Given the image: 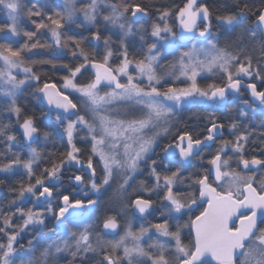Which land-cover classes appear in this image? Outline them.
<instances>
[{
    "label": "snow or ice",
    "instance_id": "snow-or-ice-1",
    "mask_svg": "<svg viewBox=\"0 0 264 264\" xmlns=\"http://www.w3.org/2000/svg\"><path fill=\"white\" fill-rule=\"evenodd\" d=\"M77 2L64 0L63 12L53 13L46 12L47 5L41 6L40 0H0V10L6 11L9 21L0 25V41L21 35L26 38L18 47L16 41L0 42V94L8 99L2 110L15 115L25 140L29 145L34 143L40 135L35 117L24 115L17 103L18 94L34 82V95L46 100L48 119L53 110L57 111L54 122L62 129L61 139L66 137L67 144L66 151L59 153L29 147L28 158L23 159L20 152L14 151L18 141L10 134L11 124L0 122V137L4 138L0 173L17 175L22 168L27 178L10 187L13 198L7 210L0 206V235L5 237V242H0V264H59L65 254L71 257V264H264V89L258 90L256 83L242 84L244 79L264 84V0L258 7L237 3L235 12L215 16L233 30L242 19L254 18L253 27L259 30L245 28L225 46H220L218 38L209 39L214 14L205 4L197 6V0H187L175 11L179 31L167 22L173 15L169 8L157 9V18L148 31L137 27L140 18L149 16V9L139 3L88 0L77 8ZM81 16L79 26L103 25L104 30L118 37V47L114 50L107 36L103 37V50L97 43L95 50L88 51L82 39L65 35V30ZM25 20L34 30L22 29ZM42 30L51 33V44L40 42ZM137 33L146 48L130 58L129 38ZM91 39H102L100 27L92 32ZM44 48H54L60 55L70 54L80 61L59 68L52 61L42 62L52 64L53 70L67 72L61 77L63 89L80 94L90 118L87 113L79 114L77 103L55 83L42 82L26 63L27 56ZM169 55L175 60L161 64ZM89 69L94 78L78 83V74ZM216 72L224 77L222 83L213 81L200 86L198 77ZM20 73L23 78L18 79ZM123 77L126 82H121ZM181 77L184 86L169 83ZM102 87L111 90L101 94ZM242 87L250 91L251 103L243 101L237 117L227 126L229 138L221 139L215 151L207 154L204 166L203 149L216 144L225 130L216 112L222 110L230 92L239 93ZM129 104L141 109L139 118H120L127 115L121 113L120 106ZM193 107L212 109L207 113V134L179 131L163 146V158L148 164L152 185L141 181L133 188L140 165L153 152L158 138L171 132V118ZM72 116L75 119L69 118ZM81 130L87 133L81 142L90 144L86 161L76 143ZM149 132L152 134L147 135ZM43 137L48 141L51 134L44 132ZM254 138L260 143L249 154L248 146L257 143ZM94 157L100 165L99 175ZM194 160L201 164L200 170L185 175ZM42 163L44 167L37 173ZM177 163L181 166L177 167ZM233 163L236 167H232ZM70 166L77 172L87 171L88 179L79 174L68 177L69 185L75 184L77 191L69 193L65 188L61 192L57 185L63 186L64 170ZM2 184L4 180H0ZM109 189H113L123 208H133L141 215L155 210L156 201L150 197L156 195L165 208L160 215L166 218L147 227L141 225L136 231L129 224L118 240L104 239L101 233L108 235L106 230L119 226L116 215H105L100 232L95 231L99 219L96 210ZM54 198L59 200L56 207ZM26 202L32 206H19ZM201 207L194 217L189 215L180 222L179 217ZM16 218L22 224H16ZM49 218L55 220L52 228L47 225ZM186 228L194 233L189 243L182 239ZM30 229H39L40 234L26 247L20 245L22 234ZM152 230L164 239L145 245L143 241Z\"/></svg>",
    "mask_w": 264,
    "mask_h": 264
},
{
    "label": "trees",
    "instance_id": "trees-1",
    "mask_svg": "<svg viewBox=\"0 0 264 264\" xmlns=\"http://www.w3.org/2000/svg\"><path fill=\"white\" fill-rule=\"evenodd\" d=\"M55 1L56 0H50V3L46 4L43 0H40V5L41 6L47 5V7L44 9L46 12H53V13L56 11L63 12L64 4L63 3L59 4ZM87 1L88 0L78 1V3H77V4H79L78 8L83 7V4H85ZM186 1L187 0H130L131 3H139L143 6H146L149 9L148 19L147 20H141L137 24V27H141V28L148 30V31H150L151 24L157 18V15H158L157 9H160V10H163L164 8L172 9L173 15L170 17V21L174 25L175 17H176L175 11L179 7H182ZM112 2H114V0H112ZM30 3H36V0H30ZM237 3H239L240 6H242L243 3H247L250 7H258L261 5V0H207V2H206L207 6L210 7L211 11L214 14L213 18H214L215 29H214V34L212 36V39L218 38L220 46H225V44L228 43L233 36L238 35L245 28H252L254 31L259 32L258 30L254 29L252 26L254 18L242 19L240 24L238 26H236V28L234 30L229 26H226V25H220L219 26V24H217L215 16L227 14L229 11L235 12L237 10L235 7V5ZM2 17H3L2 10H0V24L5 22V20H3ZM26 22L27 23L25 24V26H22V29H26V30H30V31L34 30V27L31 25L30 21H26ZM75 23H76V25L79 26L81 23V20H78ZM96 27H100V29H101L102 39L99 42H96L95 40L91 39L92 32L96 31ZM96 27L87 26V25L79 26V29L77 30V32L68 33L66 31L68 29H66L64 34L65 35L74 34V35H76L77 39H82V41H83L82 46L88 51L95 50L97 47V43L99 45V49L103 50V48H104L103 37L110 36L111 40L113 42L112 47L115 50L118 47V43H119L118 37L116 35H114L111 31L104 30L103 25H98ZM21 36H23V35H21ZM129 42L131 44V47L129 48L130 58H132L133 56H138L141 53L142 49L146 48V45H143L139 41L138 42H131V40H130ZM21 43H23V42H21ZM41 43L50 44L49 41L47 40V38H44V39L42 38ZM65 52H67V50H65ZM36 53H39L41 55H38L37 57L33 56V57H36L33 59H32V57L27 56L26 57L27 64L31 65L33 67V70L41 76L42 82L44 80H48L51 83H56L58 86L62 82L61 77L64 75H67V72L62 71V70H53L52 64L43 63L42 61H52L53 63H55L57 65L58 68L60 65L66 64V65L71 66V65L80 63L79 60L72 59L70 54H64V55L52 54L50 48L37 49V50H35V54ZM57 57H59V58H57ZM37 58H39L41 60L39 62H35ZM170 58H171V55L167 56L165 58V60L161 61V64L170 63L171 62ZM115 62H116V60L112 61V63H114V64H115ZM91 78H93V76L91 75V73L89 71H87L83 75L78 76L77 82L78 83H85ZM215 80H218V79L215 78ZM35 88H36V85L35 86L31 85L30 87H26L23 90L22 95L18 98V102H17L21 106V108L23 109L24 115H33L35 117L36 125L41 131V136H42L41 141L35 145V148H37L38 150H43L45 153L64 152V151H66V148H67L66 138L64 137L63 139H61L62 133L59 130L55 129L54 125H52L51 123L50 124L47 123L49 121L47 118L49 110L46 107V105L44 104V102L41 101V99L37 95H34ZM7 104H8L7 102H5V101L1 102V100H0V117H1L0 122L5 123V124H8V123L11 124L10 134L15 135L17 137V141H18V147L14 148V151L20 152L21 157L23 159H25L26 154L24 152L27 150V147L23 144L22 140L20 139L16 119L13 118L12 115L10 116V114L7 112H6V114H3L2 109L5 108L7 106ZM207 110L208 109H205L204 107H202V118L206 120V123H207V113H208V112H206ZM44 132H48L51 134V138L48 140L47 143L43 137ZM83 135L84 134H81V135H78L76 137V143H77V147H80L82 149V158L84 160H87V157L89 155L88 149L90 148V144H86V143L81 142V138L84 137ZM3 139H4L3 137H0V151H2L4 149ZM166 140L167 139H163V140L161 139L160 143L158 144V146L155 149V152L150 157L147 158L146 164L143 166L144 167L143 173L140 176L136 177L135 181L133 182V186H132L133 188H137L141 181L146 182L149 186L152 185V178L149 177L148 164H150L151 160H153V159L160 161L163 158L164 154L162 153L161 148L163 147V144ZM93 162H94V166L97 167V173L99 175L100 174L99 165L97 164L95 159H93ZM43 167H44V164L42 163L40 165V168L36 169L37 173ZM158 170H160V169H158ZM18 173L19 174H17V175L0 173V180H4V184L0 185V206H3L5 208V210H7L8 201L13 198V195L9 191L10 187L15 186L20 180H26L27 179L26 173H23V172H18ZM67 190H68V192L70 191L69 189H67ZM129 191H132V188H130ZM109 194H111L110 189L108 190V192H106L103 195L105 203L107 201L106 196H108ZM147 198H149V197H147ZM150 198L151 199L153 198V200L156 201L157 203L160 201L159 197H157V196H154V197L151 196ZM19 206L26 208V205H24V204H21ZM155 206H156V204H155ZM98 209H99V206H98L97 210ZM129 212H130V210H129ZM105 215H116L118 219H121V216L116 211L106 212L104 214V216ZM130 216H132V218H134V216L132 215L131 212H130ZM102 220H103V218H102ZM15 223L18 224L16 219H15ZM101 235H102V233H101ZM2 237L3 236L0 235V240H2ZM102 237L105 238L103 235H102ZM95 259H98V257H96ZM68 263H69V260H67L65 258L62 259L60 262V264H68Z\"/></svg>",
    "mask_w": 264,
    "mask_h": 264
},
{
    "label": "rangeland",
    "instance_id": "rangeland-1",
    "mask_svg": "<svg viewBox=\"0 0 264 264\" xmlns=\"http://www.w3.org/2000/svg\"><path fill=\"white\" fill-rule=\"evenodd\" d=\"M46 4L47 3H50V0H43ZM78 1H81V0H78ZM55 2H57V3H59V4H64V0H56ZM78 3V2H77ZM88 3V1L85 3V4H83V6H85L86 4ZM55 4V3H54ZM78 5L79 4H77V8H78ZM80 8V7H79ZM2 14H3V20H5V22H3L2 24H5V23H8L9 21L7 20V14H6V11H4V10H2ZM83 19V17L81 16L80 17V19H78V20H82ZM148 19V17H142V18H140L139 20H138V22H140L141 20H147ZM175 19H176V17H175ZM78 20H76V21H78ZM27 20H25L24 22H23V24H22V26H25V24L27 23L26 22ZM172 27H173V29L174 30H176V24H175V22H174V25L171 23V21H170V18L168 19V21H167ZM216 22H217V24H219V26L220 25H224V24H222V23H219L217 20H216ZM2 24H0V25H2ZM87 26H89V25H87ZM79 29V26L78 25H76V23H74L72 26H71V28L70 29H68V30H66L68 33H75V32H77V30ZM43 31V34H41V35H39V40H40V42H41V40H42V38L44 39V38H47V40L49 41V43L51 44L52 43V37H51V33L50 32H47L46 30H42ZM26 38L25 37H23V36H20V37H13L11 40H7V41H0V42H4V43H12L13 41H16V43H15V46H19L20 44H22L21 42H23L24 43V40H25ZM210 39H212V37L210 38ZM131 40V42H141V40H140V34L139 33H137V34H134L132 37H130L129 38V41ZM149 42H151V41H149ZM142 43V42H141ZM190 46V45H189ZM37 52V51H36ZM51 52H52V54H55V55H60L59 53H57L56 52V50L54 49V48H51ZM38 55H41V54H39V53H36V54H32V55H29L28 57H32V59L33 58H36ZM33 56H36V57H33ZM41 59H39V58H37L36 59V61L35 62H39ZM170 60H171V62H173L174 60H175V56H173V55H171V58H170ZM27 63V62H26ZM116 63H119V61L118 60H116V62H115V64ZM130 73L131 74H133V75H135V73H134V71L132 70V68H130ZM78 76H79V74H78ZM19 78H23V73H20L19 75H18V79ZM215 78H217L218 80H215ZM205 80V81H204ZM224 80V77L223 76H221V74L219 73V72H216V73H214V74H212V73H203L202 74V77H198V83L200 84V86L201 87H203V86H205L206 84H208V83H212L213 81H215V82H217V83H219V82H222ZM244 80H249V79H244ZM182 81H183V77H181V79H180V81H175V80H170L169 81V83H174L175 84V86H177V87H182V86H184V83H182ZM121 82H126V77H123L122 79H121ZM144 83L146 84L147 83V81L145 80L144 81ZM56 84V83H55ZM31 85H33V86H35L36 84L34 83V82H32L31 83ZM57 85V84H56ZM59 87V89H61L62 91H64L65 92V94H67L71 99H73L72 101L74 102V103H77V105H78V107H79V109H80V113L79 114H81V115H86V113H87V118H90V113L88 112V110L86 109V106H85V104H84V102H83V100L81 99V96H80V94L79 93H77V92H75L74 90H72V89H67V90H65V89H63V80H62V82H61V84L58 86ZM164 87H167V85H164ZM26 88V87H25ZM24 88V89H25ZM23 89V90H24ZM23 90H22V92H23ZM111 89L110 88H106V87H102L101 89H100V92H101V94H103L104 92H106V91H110ZM22 92L20 93V94H18V97H17V102H18V98L22 95ZM0 100H1V102H7L8 103V99L6 98V97H4L2 94H0ZM7 107V106H6ZM49 110V109H48ZM120 110H121V113H127V115H121V117L120 118H123V119H134V118H139L140 116H141V109L138 107V106H136V105H134V104H129V105H121L120 106ZM181 111V110H180ZM180 111H178L177 113H179ZM3 114H6V112H4L3 111ZM13 116V118H15L16 119V117H15V115L14 114H10V116ZM51 120H49L47 123H51L52 125H54L55 126V129H57V130H59L61 133H62V129L61 128H59L58 126H56L55 125V116L57 115V111H52L51 112ZM1 118V117H0ZM47 118H48V116H47ZM70 119H75V117L74 116H72V117H69ZM22 122V119H21V121H20V123ZM17 125H18V123H17ZM174 124H171L170 123V127H171V132L169 133V135H167V136H165V135H161L159 138H158V140H157V144H156V146L154 147V150H153V152H150L149 153V155H148V157H150L154 152H155V148L158 146V144L160 143V141H161V139L163 140V139H167L171 134H172V131L173 130H175V126H173ZM18 129H19V125H18ZM158 129H153V131H157ZM81 134H84L83 136H86L87 135V133H86V131H84V130H81V131H79V135H81ZM152 134V132H149V133H147V135H151ZM42 137V136H41ZM41 137H40V139H39V141H38V143L41 141ZM66 138V137H65ZM21 139V138H20ZM22 140V139H21ZM48 141H46V143H47ZM36 145V144H35ZM35 145H31V146H26L27 147V150L24 152L25 154H26V158L25 159H27L28 158V148L29 147H33V148H35ZM82 158V157H81ZM83 159V158H82ZM93 159H95L96 160V162H97V160H98V158L97 157H94ZM84 160V159H83ZM86 161V160H85ZM147 161V160H146ZM146 164V162H144V163H142L141 165H140V170H139V172H138V174L136 175V177L137 176H140L142 173H143V166ZM99 169H100V165H99ZM18 172H23L24 173V170L21 168V169H19L18 170ZM76 174H79V175H82L83 177H85V179L87 180L88 179V172L87 171H84V170H81V171H79V172H77V169L75 168V167H68V168H66L65 170H64V173H63V176H62V180H63V186H61V185H57V188H59L60 189V191L62 192L65 188H67V189H69L70 191V193L71 192H73V191H77V189H76V187H75V184H72V185H69V183H68V177H71V176H74V175H76ZM150 177V176H149ZM99 182V181H98ZM152 183H153V180H152ZM86 190V189H85ZM110 193L111 194H109L108 196H106V199H107V201H106V203L104 202V197L102 196L101 198H100V205H99V209L98 210H96V216L99 218V219H97V221H96V228H95V231L96 232H100V228H101V224H102V218H103V216H104V214L106 213V212H112V211H116V212H118L119 213V215L121 216V219H122V221H124V223L122 222V225L121 226H123V228H122V230L120 231V233H119V235L118 236H116V237H114V238H111V239H109V238H104V239H106V240H118L121 236H123L124 235V233H125V231H126V229H127V227H128V225L129 224H131L132 225V230L134 231V228H135V226L136 227H138V229L140 228V226L141 225H143L144 227H147V225H148V223L149 222H153L154 224L155 223H159V222H162L161 220H163L164 218H166V217H161V215L160 214H158V216H154V215H151L150 217H148V218H146V219H143V220H134V218H132V216H130V212H129V209L128 208H123V205H122V203H121V201H119L117 198H115V196H114V194H113V189H110ZM154 196H156V195H153V197ZM147 197V196H146ZM76 198H81L80 196H77ZM90 198H93V199H95V197H92L91 195H90ZM124 203H126V201L124 202ZM57 204H59V200H57V199H55L54 198V200H53V207H56V205ZM24 205H26V208L27 207H29V206H32L30 203H24ZM111 210V211H108V210ZM186 215H187V213H185ZM184 214V215H185ZM118 215V216H119ZM118 219V218H117ZM179 219H180V217H179ZM16 220H17V222H18V224H22V220L21 219H17L16 218ZM156 220V221H155ZM54 224H55V220L54 219H52V218H49L48 220H47V225H48V228H52L53 226H54ZM137 224V225H136ZM170 224H173L174 225V221H170ZM174 228V227H173ZM137 229V230H138ZM44 231H47V229H44ZM40 234V230L39 229H35V230H32V229H30V230H28L27 232H25V233H23L22 234V238L19 240V244L20 245H24L25 247L27 246V244H28V241L29 240H32V239H34V237L36 236V235H39ZM102 236V235H101ZM25 238V240H26V243H22V240ZM164 239L163 237H159V234H157V233H155V231L154 230H152V232H150L146 237H145V239H144V241H143V243H145V245H147V243H151L153 240H156V239ZM0 242H5V237H2V240H0ZM129 245H131V241H129ZM122 251V250H121ZM117 254H120V252H118ZM65 259H67V260H69V263L68 264H71V257L70 256H68L67 254H65ZM62 260V259H61ZM61 260L59 261V264H60V262H61Z\"/></svg>",
    "mask_w": 264,
    "mask_h": 264
},
{
    "label": "flooded vegetation",
    "instance_id": "flooded-vegetation-1",
    "mask_svg": "<svg viewBox=\"0 0 264 264\" xmlns=\"http://www.w3.org/2000/svg\"><path fill=\"white\" fill-rule=\"evenodd\" d=\"M222 82H219V83H222ZM247 83H256L258 90L264 89V84H261L260 82H258L256 80L249 79V80H243L242 81V84L246 85ZM244 100H249V102L251 103L250 91H248L244 87H242L240 89L239 93L230 92L227 95L225 105L222 108V110L216 112V116L219 118L220 122L224 123L225 130L223 131V134L221 136L217 137L216 144H213L211 147L203 149V152L205 154V158H204V162H203L204 166H207L206 161L209 158L207 154L215 151V148L218 146L219 141L221 139L229 138L227 126H228V124L231 123V119H234L237 117L239 107L241 106V104L243 103ZM209 111H212V109L208 108V110L206 112H209ZM257 119H259V117H257ZM170 123L174 124L173 126H175V130L172 131V134L167 138V140L164 142L163 146L170 143L173 136L178 134L179 131H190V132H193L194 134L199 133L200 135H206L207 134L206 133L207 123H206V120L202 118V107H193L190 109L184 108L179 113H176L171 118ZM244 123H247V121H244ZM254 139L257 140V143L248 146L249 147V154H252L253 150L256 149L260 143L258 138H254ZM162 148H161V150H162ZM162 153H163V151H162ZM176 166L179 167L181 165L177 163ZM232 167H236V165L233 163ZM200 168H201V164L199 162H197L196 160H194L193 165L187 166V171L185 172V175L199 171ZM145 198H147V197H145ZM203 206H206V204L202 205V207ZM202 207L197 209L193 213H187V215L185 214L182 217H180V222L183 223L184 221H186L188 219L189 215H192L194 217V215L198 214L199 211L202 210ZM129 210L132 213V215L134 216V218H135L134 220H143V219L150 217L151 215L158 216V214L163 212L165 210V208H164V204L161 201H159L158 203L156 202L155 210H153L150 213H147L145 215H142V216L138 215L137 212L135 211V209H133V208H129ZM117 221L120 224V230H119L118 234L115 236H110V235H104V233H102V235L104 237L111 239V238H114V237L119 235L120 231L123 228V226H121L122 222L124 223V221H122L121 219H117ZM149 224H154V223L149 222L148 225ZM101 228H102V224H101ZM137 229H138V227L135 226L134 231H136ZM173 230H174V228H173ZM193 237H194V233L190 232V230L187 228L184 229V231L182 232V239L184 240V243H189L193 239ZM22 243H26L25 238L22 240ZM212 264H216V263H212Z\"/></svg>",
    "mask_w": 264,
    "mask_h": 264
},
{
    "label": "water",
    "instance_id": "water-1",
    "mask_svg": "<svg viewBox=\"0 0 264 264\" xmlns=\"http://www.w3.org/2000/svg\"><path fill=\"white\" fill-rule=\"evenodd\" d=\"M187 2V1H186ZM185 2V3H186ZM206 2H207V0H197V6H199L200 4H205V5H207L206 4ZM175 24H176V31H179V20L176 18L175 19ZM203 25H201V27H202ZM252 26H253V24H252ZM254 28V27H253ZM214 29H215V27H214V18L212 17V19H211V36L209 37V39L213 36V34H214ZM254 29H256V28H254ZM256 30H258V29H256ZM259 31V30H258ZM89 72L91 73V75L93 76V78H94V72H93V70H91V69H89ZM57 86V88H59L58 87V85H56ZM65 95H67V94H65ZM70 98V97H69ZM71 99V98H70ZM44 104L46 105V100L44 101ZM47 107V106H46ZM48 108V107H47ZM53 108H54V106H53ZM53 111H56V110H53ZM22 123V122H21ZM36 127H37V125H36ZM38 128V127H37ZM39 129V128H38ZM40 130V129H39ZM18 131H19V135H20V138L22 139V142H23V144L24 145H26V146H31V145H35V144H37L38 143V141H39V139H40V137H41V131H40V135H39V137L36 139V141L34 142V143H31L30 145L28 144V142L25 140V138L23 137V135H22V129H18ZM219 137V136H218ZM136 212H137V214L138 215H141V214H139L138 213V211L137 210H135ZM145 215V214H144ZM142 216V215H141ZM118 228L116 229V230H106V231H108L109 232V234L108 235H110V236H115V235H117L118 234V232H119V230H120V224H119V222H118ZM209 259H211V258H209ZM212 263H216L217 264V262L216 261H213Z\"/></svg>",
    "mask_w": 264,
    "mask_h": 264
}]
</instances>
